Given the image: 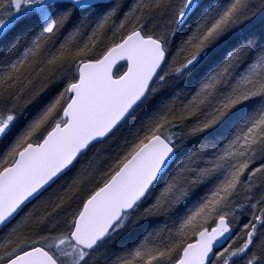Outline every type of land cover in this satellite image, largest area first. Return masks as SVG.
Instances as JSON below:
<instances>
[{
    "label": "snow or ice",
    "instance_id": "obj_1",
    "mask_svg": "<svg viewBox=\"0 0 264 264\" xmlns=\"http://www.w3.org/2000/svg\"><path fill=\"white\" fill-rule=\"evenodd\" d=\"M0 264H264V0H0Z\"/></svg>",
    "mask_w": 264,
    "mask_h": 264
}]
</instances>
